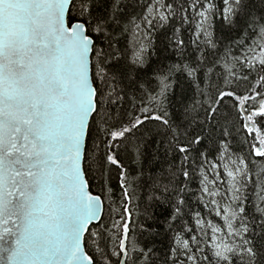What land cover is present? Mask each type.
Instances as JSON below:
<instances>
[{"label":"snow or ice","instance_id":"6c2138e0","mask_svg":"<svg viewBox=\"0 0 264 264\" xmlns=\"http://www.w3.org/2000/svg\"><path fill=\"white\" fill-rule=\"evenodd\" d=\"M0 264H264V0H0Z\"/></svg>","mask_w":264,"mask_h":264},{"label":"trees","instance_id":"16d2710c","mask_svg":"<svg viewBox=\"0 0 264 264\" xmlns=\"http://www.w3.org/2000/svg\"><path fill=\"white\" fill-rule=\"evenodd\" d=\"M185 35H187V32L185 33Z\"/></svg>","mask_w":264,"mask_h":264},{"label":"rangeland","instance_id":"374dc122","mask_svg":"<svg viewBox=\"0 0 264 264\" xmlns=\"http://www.w3.org/2000/svg\"><path fill=\"white\" fill-rule=\"evenodd\" d=\"M217 222H219V221H217Z\"/></svg>","mask_w":264,"mask_h":264}]
</instances>
